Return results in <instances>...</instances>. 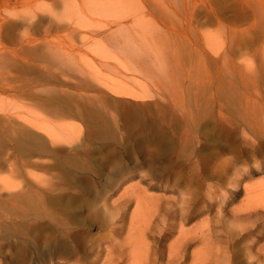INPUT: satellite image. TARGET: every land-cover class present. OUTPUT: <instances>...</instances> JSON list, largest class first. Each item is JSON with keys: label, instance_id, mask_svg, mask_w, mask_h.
Listing matches in <instances>:
<instances>
[{"label": "rangeland", "instance_id": "obj_1", "mask_svg": "<svg viewBox=\"0 0 264 264\" xmlns=\"http://www.w3.org/2000/svg\"><path fill=\"white\" fill-rule=\"evenodd\" d=\"M85 1L0 0V129L31 120L30 130L58 152L23 158L10 134L1 136L0 264L33 253L36 242L42 252L28 264H101L106 253H98L118 229L128 239L136 200L123 196L137 186L162 204L161 221L145 234L158 252L155 264H194L201 251L209 264H264V192L257 191L264 184V144L257 148L264 143V0H112L97 8ZM9 86L27 87L38 99ZM47 125L68 127L70 138L52 143ZM9 153L16 157L8 162ZM75 157L91 166L94 184L66 192H99L108 220L89 219L95 195L88 193L82 227L71 222L68 230L81 231L94 250L48 254L54 240L47 227L61 226L36 214L33 186L48 195L64 171L33 164L72 167ZM122 213L126 219L116 223ZM189 213L184 227L195 230L194 239L170 260L180 218ZM168 226L175 234L158 249ZM11 242L31 246L11 250Z\"/></svg>", "mask_w": 264, "mask_h": 264}, {"label": "bare ground", "instance_id": "obj_2", "mask_svg": "<svg viewBox=\"0 0 264 264\" xmlns=\"http://www.w3.org/2000/svg\"><path fill=\"white\" fill-rule=\"evenodd\" d=\"M85 2H87V0ZM102 4L110 6V5H113L114 2L112 0H95V2L92 4V6H90V8H97V6H101ZM217 15L215 14V17H217ZM32 53L36 55V47L32 49ZM29 70L34 71V72L36 71L35 68H29ZM37 78H39L40 80L44 79L42 75H38ZM24 86H27V84H24ZM9 87L12 89V91H17L18 94L24 98L26 97L27 99H30L31 97L32 100L38 99V98H35L36 95L34 96L32 91L27 89V87H19V86H9ZM40 100L44 101L41 98ZM37 103L38 102H36L35 104ZM6 105H4L5 108H6ZM25 106L26 105H24V107ZM50 107L54 109L52 105H50ZM48 108H49V105H48ZM8 110H9V107H8ZM57 111H62V110H57ZM182 121H185L188 123L186 117L182 118ZM32 122L33 121L28 120L27 124L23 126L15 122L16 125H13V126L11 125L9 127H7L8 125L5 126V123H4V125H2L4 128L0 129V139L2 138L4 139V137H1V136L3 135L8 136V134H10L8 137H10L12 141L14 139L13 149L17 150L18 156L20 155L23 158H30L33 156V154L53 155L55 157L58 152L54 149H51L46 143V141L42 140L43 139L42 135L40 134L38 135L37 133L32 132L30 130V126L32 125ZM1 124L2 123H0V127H1ZM42 130H44L49 135V137H52V140H53L52 143H56L60 139H66V140L69 139L70 138L69 133H71L69 128L66 126H62V130L60 129L57 130L47 125L46 127H42ZM36 138H39L40 141L38 142ZM35 140L37 142H35ZM158 140L160 141L159 138ZM159 141L157 143L155 140H152L150 145L159 146L160 145ZM263 144H264L263 142L262 144L261 142H258L257 148ZM9 154H8L9 158L8 159L6 158L7 161L10 158L16 157L15 153H12V154L9 153ZM113 157H114L113 155L110 156L108 161L111 160V158ZM3 158L4 157H2V160H5ZM80 158H83V157H80ZM76 159H78V157H75V161L73 162L72 165H70L72 167L65 166L62 161L58 162L57 166H49V165L41 164L39 162H35L33 164V166L37 170L43 169L45 172H51L53 169L55 170L59 169L62 172L64 171V173L62 174L63 177L60 178V182L57 187L58 189H60L61 191L60 193H55V190L57 188H55L54 190L55 184L53 182V179H51V182L49 183L50 186H48L49 191H50L48 195H41V188H39V186L38 187L33 186V191H34V196H35L33 200V205L36 208V214L38 216L42 215L43 217L50 216L52 221L54 220L55 222H57V225L61 226V232H59L60 230L53 224L52 221H51L52 224L50 223V225L47 227V229L52 234L51 239L54 240V242H48L47 244L46 253L48 254H54L53 251H55V252H58V255H67V254L82 255V254H86L88 249H90L89 252L91 250H94V246L89 245V242H84V239L80 238L82 235L81 231L73 232L71 234L70 231L68 230V226L70 225L71 222L77 228L82 227L83 225L82 220L78 216L81 215L80 212L83 209H85L84 201H85L86 195L90 194L93 196V193L95 195L93 199V205L91 206V208L89 207L90 209L89 219L91 220L94 217L93 215H95V219H99L100 216L105 215L106 200L101 199L98 196L99 192H95L93 191V189L87 188V187L84 189V193H79V194L76 193V194L69 195L66 192V190L68 189H72V188L80 189V188H83V186L94 184L95 177L90 174L91 166L85 164L86 163L85 160L78 162V160ZM86 159H88V157H86ZM11 165H14V164L12 163ZM0 167H2L1 163H0ZM72 170L74 171V173L72 172ZM33 177L36 180H39V178L35 174L33 175ZM105 179L109 183L114 182L116 180V175L109 174L106 176ZM2 181L4 182V180ZM261 187L262 186L260 185V188ZM253 190L255 191L256 188L253 187ZM257 191H259L258 194L263 193L264 184H263L262 189L257 190ZM44 197H45V201H44ZM255 197H256L255 199H259L258 195H256ZM123 198L136 200V210L132 214V217H131V223H130V229H129L130 234L128 236V239L121 241L119 239L121 238L120 237L121 230L120 229L117 230V232L115 233L116 236H114V238L112 239V242H107V246L103 248L101 253L100 252L98 253V257H101L102 253L104 252L106 253L105 256L103 257L101 264H115L118 261L119 256H121V258H124V257L128 258L127 259V261L129 262L128 264H155L157 262L156 258L158 256V252L153 253V250H152L153 248L147 243V240H146L147 236L145 234L147 230L149 229L150 225L153 224V222L156 220V218H158V221H161V216H160L161 210L160 209H161L162 204L160 202V199L156 196L155 197L149 196L146 193V191L142 192L139 186L135 188L133 187L129 188L128 192L124 194ZM191 200H192L191 197H186V203H190ZM38 211H41V213ZM107 217L108 216L105 215L106 220H108ZM190 217L191 216L189 213L187 215L184 214L180 218V222L178 224L179 230L177 231L178 232L177 240L174 242V244L170 245L169 247L168 257L170 260H175V259L180 258L183 254L184 249L187 247L190 241L194 239L193 236L195 235V230H192V229L186 230L184 227V224ZM125 219H126V214L122 213L120 216V220L117 221L116 223L124 221ZM158 227L159 225L156 227V229ZM41 228H42L41 225L36 226L37 231H39ZM167 228L168 229L165 231V233H163L164 231L163 230L160 232V235L158 236V239H157V243H159L157 246L158 249L160 247V244H164L165 242H167L168 238L172 237L175 234L174 226L173 227L168 226ZM56 232L59 233L60 235L57 236ZM249 235L250 234H248V236ZM68 236L69 238H67ZM69 240H71V242H69ZM15 243L17 244L20 243L21 245L25 243H29V246H31L30 242H11L10 243L11 250L14 249L13 246L16 245ZM36 243H37V248L33 251V253L29 250H25L23 254L20 255V259H18L17 262L15 261L11 262V264H28L29 257L31 255H40V253L42 252V250H40V245L42 242H36ZM16 246H18L19 248V245H16ZM117 250L119 252H117ZM152 255L154 258L152 257ZM205 255H206V252L201 251L199 256H194V259H193L194 264H209L210 259L205 257ZM197 260H201V261L196 262ZM221 263L222 261L218 260L216 264H221ZM229 263H232V262H229ZM235 264H240V263L236 260Z\"/></svg>", "mask_w": 264, "mask_h": 264}]
</instances>
